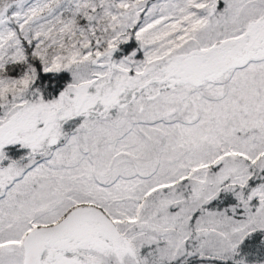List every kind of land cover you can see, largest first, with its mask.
<instances>
[{"label": "snow or ice", "instance_id": "6c2138e0", "mask_svg": "<svg viewBox=\"0 0 264 264\" xmlns=\"http://www.w3.org/2000/svg\"><path fill=\"white\" fill-rule=\"evenodd\" d=\"M0 264H264V0H0Z\"/></svg>", "mask_w": 264, "mask_h": 264}]
</instances>
